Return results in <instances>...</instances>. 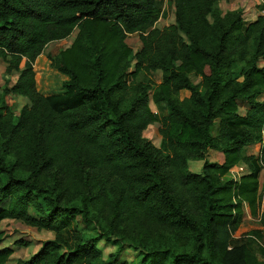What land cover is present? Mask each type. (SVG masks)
Here are the masks:
<instances>
[{
    "label": "trees",
    "instance_id": "trees-1",
    "mask_svg": "<svg viewBox=\"0 0 264 264\" xmlns=\"http://www.w3.org/2000/svg\"><path fill=\"white\" fill-rule=\"evenodd\" d=\"M220 1L173 0L174 23L158 27L159 0H0V58L7 75L18 73L0 97V221L53 232L26 259L0 247V264H96L102 240L118 243L105 263L112 264L132 233L139 264H264L251 239L232 238L243 203L252 215L261 205L258 173L224 179L248 158L246 146L258 143L264 162V100H257L264 13L250 22L240 11L220 16ZM74 30L51 61L67 76L64 96L50 100L34 63L49 42ZM129 33L139 34L136 52L125 42ZM154 71L161 72L153 99L164 102L163 115L148 105L146 74ZM8 94L29 104L13 111ZM96 97L103 107L89 104ZM239 100L248 105L243 114ZM153 123L159 147L142 136ZM208 148L221 151L223 162L204 160ZM190 158L204 160L201 172L189 170ZM152 228L164 232L162 241ZM181 242L190 245L176 248Z\"/></svg>",
    "mask_w": 264,
    "mask_h": 264
},
{
    "label": "rangeland",
    "instance_id": "rangeland-1",
    "mask_svg": "<svg viewBox=\"0 0 264 264\" xmlns=\"http://www.w3.org/2000/svg\"><path fill=\"white\" fill-rule=\"evenodd\" d=\"M161 3V14L157 20L155 26L162 27L174 23V5L173 0H159ZM262 0H222L218 3L216 14L220 16H228L229 14L240 11L241 17L245 22L254 21L259 15L264 13L261 9ZM212 20V18H210ZM77 35V30H74L68 37L51 41L43 49L42 54L39 59L34 63V68L36 70V78L38 81V87L41 91L47 92L50 100H59L63 94H60L61 82L67 79V76L57 72L52 68L51 61L58 55V53L66 49L71 45L74 38ZM125 42L136 52L141 47V42L138 33H129L125 37ZM135 58H132L127 65V73L134 70ZM56 63V62H55ZM23 63L21 64V66ZM258 66L263 65L261 60L258 61ZM5 63L0 58V97L6 87L12 85L17 76V72H13L11 75H7L4 72ZM146 77L150 78L153 84L152 89L149 91V101L148 105L150 109L156 114L163 115L166 112L165 104L163 101L156 103L153 99L154 94H159V85L161 83V72L154 71L146 74ZM189 79L195 83H200V77L194 72L188 74ZM127 79H131L127 76ZM134 79L131 80V83ZM200 90L204 92L203 86ZM184 95V94H182ZM181 95V96H182ZM173 98H178L176 94H172ZM181 98V97H180ZM6 103L13 111H18L21 107L29 104V100L26 97L8 94L3 97ZM257 100H264V91L259 92ZM91 106L103 107L101 100L96 97L89 101ZM247 103L243 100L238 101L237 111L243 114L247 110ZM218 129V121H216L213 133L216 134ZM142 136L148 138L155 147H159L161 143V135L155 123L149 124L143 131ZM259 153V144L255 143L250 146H246L245 154L247 159L239 161L235 164L230 171L224 176L226 178H232L234 180L239 179L242 174L248 173L252 170L257 171L259 188L258 193H261V205L257 210L256 214H251L250 209L243 203V216L239 226L232 234V238H242L251 239L250 243L252 249L261 258L264 259V162L257 159ZM204 160L208 162H218L222 163L224 160V154L214 148H208L205 151ZM203 159H193L188 160L189 170L193 172H201L203 165ZM6 203L0 205V209L5 207ZM79 220V219H78ZM79 226L84 228L85 225L79 220ZM93 226V225H91ZM88 230L93 232L92 227ZM0 231L2 235V241L0 247H11L13 250L12 258H22L26 259L30 257L40 245L47 239L53 238V232L47 229H38L34 226L27 225L21 220L6 218L0 221ZM132 233V232H131ZM153 238L157 241H162L165 237L164 232L161 229H151ZM137 236V234L132 233L127 235L129 237L126 241L121 244L122 249L117 256L115 263L112 264H139L141 259V252L139 249L134 248L131 244V239ZM174 246L173 242H170ZM188 242H181L176 244V248L185 249L189 247ZM118 243H113L112 241L102 240L99 243V247L102 251L101 257L97 258L96 264H105L108 259H110L111 253L117 249Z\"/></svg>",
    "mask_w": 264,
    "mask_h": 264
}]
</instances>
